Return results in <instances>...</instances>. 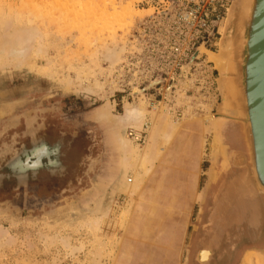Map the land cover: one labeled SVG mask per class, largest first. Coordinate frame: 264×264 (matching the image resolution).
<instances>
[{"label":"rangeland","instance_id":"rangeland-1","mask_svg":"<svg viewBox=\"0 0 264 264\" xmlns=\"http://www.w3.org/2000/svg\"><path fill=\"white\" fill-rule=\"evenodd\" d=\"M222 1L0 0V264H196L212 187L233 168V154L246 152L239 132V144L234 140L239 122L216 118V150L218 136L204 129V116L214 118L220 102L218 70L207 57L218 52L233 2ZM197 48L202 51L189 63ZM182 80L189 82L186 97L176 105ZM158 103L169 106L166 113L179 126L199 129L201 193L183 230L174 228L179 215L167 221L168 229L162 214L142 236L133 226L143 209L142 189L130 193L118 183L121 153L114 138L126 108L151 110ZM131 129L124 131L128 139ZM139 130L146 140L145 126ZM32 138L47 143L51 158L59 142L62 166L51 171L42 156V166L19 181L8 161L31 148ZM212 165L215 183L208 181ZM127 175L131 182L132 172ZM229 182L212 204V230L200 239L205 247L227 226L224 220H239L252 204ZM236 233L224 242L229 255L221 252L211 264H264V242L254 243L247 230ZM257 238L264 239L263 228Z\"/></svg>","mask_w":264,"mask_h":264},{"label":"water","instance_id":"water-1","mask_svg":"<svg viewBox=\"0 0 264 264\" xmlns=\"http://www.w3.org/2000/svg\"><path fill=\"white\" fill-rule=\"evenodd\" d=\"M230 47L234 53L233 65H235V68L233 67V69L229 67L228 57L225 55ZM199 48L193 53L189 63L197 57ZM217 54L214 56L221 54V61L219 60L221 66L215 63L219 74L217 84L220 102L222 101L219 87L220 80L228 77L227 75H235L238 82V107L240 109L237 108L236 112L232 108L223 111L218 104L215 117L239 122L244 132L243 139L246 148L245 153H235V155L239 154V157L240 155L244 157L245 161L240 163L235 160V155L234 157L232 156L230 164L233 168L224 176L226 180L235 174H239L238 176L240 177L241 175L244 176L252 189L259 215L255 224H250L248 218H242L240 221H234L227 225L212 245L211 254L206 264H211L212 260L217 257L221 258V252H223V258L229 255V253H224L227 252L224 242L235 232H237L236 236L238 237L240 230H247L250 234L255 235L254 243L257 244L258 242L259 246L264 242L262 238L256 239L258 230L264 229V0H233L228 10L224 31L219 40ZM225 60L227 63L226 70L223 68ZM150 87L148 85L145 89ZM232 111L235 113L230 114ZM219 114L225 116L222 115L221 117ZM220 136L221 125L219 126L218 139L215 141L217 144L220 141ZM209 204L206 223L201 235L198 237L194 256L196 264H200L196 253L203 247L200 239L205 234H209L211 230L208 228V217L211 214L212 205L211 203ZM261 250L264 254V247Z\"/></svg>","mask_w":264,"mask_h":264},{"label":"bare ground","instance_id":"bare-ground-1","mask_svg":"<svg viewBox=\"0 0 264 264\" xmlns=\"http://www.w3.org/2000/svg\"><path fill=\"white\" fill-rule=\"evenodd\" d=\"M112 10H113V14H115L116 10H114V9H112ZM46 13L47 12H45V14ZM41 15H43V14H41ZM22 38H23V36H22ZM20 40L21 39L19 38V42H20ZM200 50L202 51V49H199L197 52V56H198V53ZM209 53H211V54H209V56L207 58L214 60V62L217 65L220 64L219 60L221 58V54L219 56H214L218 52L217 53L209 52ZM233 54L234 53H233L231 47L228 48L226 53H225V55H227V57H228L229 67L231 69H233V67L235 68V65H233V62H234L233 61L234 60ZM220 66H221V64H220ZM226 67H227V63L225 60V62L223 64L224 70H226ZM227 76L228 77H224L220 80L219 87H220L221 94H222V101L218 104H219V108L223 111H226L228 108H232L236 112L237 108L240 109V107H238L239 106V104H238L239 103L238 82L236 80L235 75L234 76L227 75ZM156 83H158V80L152 81L151 84H149V86L153 87L154 85H156ZM188 83H189L188 81L182 80L181 83L179 84L180 86H179L178 90L176 91L177 97H175L176 98V100H175L176 105L181 103L183 101L182 99H184L186 97L185 86L188 85ZM147 87L148 86H146V88ZM139 91H141V90H139ZM168 108H169V106L164 104V103H158L156 105H153L151 110H147L146 108H142V107H140V108L131 107V108H126L124 110L123 114L119 117L121 124L119 126H117L116 131H115V138H114L115 144L117 145V148L119 149V151L121 153V160H120L121 171H120V175L118 178L119 179L118 183L123 185L124 188H127V190L130 191V193H134L136 190H138V189L140 190V189L144 188V186H145L144 183H145V181L147 182V180H148V178L145 180V177H147L150 169L152 167H154V164L157 161V159L159 158V155L161 154V152H163V150L165 149V146L169 143V141L171 140L173 135H175V133L178 129V126H179L178 122L171 119V117H169V115L166 113V112H168ZM222 115L223 114H219V116H221V117H222ZM223 116H225V115H223ZM216 120H217L216 117L214 116V118H213L212 114L205 115L204 116V122H205L206 126H204V129H205V131H208V130L210 131L212 129L214 131L215 135L218 136L219 126H218V123ZM142 126H145V129H146V140H145V136H144V140L142 141V143L134 141L133 138H130L128 136L129 134H127V136L133 142H135L138 146L133 145L132 144L133 142L125 136V133H124L125 128L132 127V128H134V129H131L132 131H135V132L140 131L141 132L143 130H139V129H141ZM135 128H137V129H135ZM238 132L240 133V135L243 139L244 132H243L242 127L238 131H236L237 136H238ZM215 141L216 140L214 139V142ZM140 143L143 145L139 146ZM25 146L21 149L20 152H16L15 155L8 161L9 168L11 169L12 173L15 175V177L19 181L25 180L28 171L35 172L40 166H42V160L41 159H42V156H45L46 151H47V145L43 139L32 138L31 148L27 149ZM216 147H217V143L215 142L214 146H213L214 150H216ZM58 149H59V146L56 145L55 149H53L55 151V155L58 154ZM239 154H237V155L233 154V157L235 155V160H238V162L243 163L245 161V159L241 155L239 157ZM213 155H215V154L213 153ZM238 162H236V163H238ZM48 166H49L51 171H54L55 169H57L59 167L61 168L62 165L57 160H51L48 162ZM209 168L210 169L208 170V181L211 183H215L216 182L215 180L217 179L215 177L218 176V174L216 172L217 168L214 167V165H212ZM129 171H131L133 174L131 182L128 181V179H127V176H128L127 174L129 173ZM238 175H236L233 179H231L229 183L234 184L235 186L233 187V189H237V192H239L243 198L249 200V202L252 204L249 205L248 207L246 206V209H243V211L241 213L242 216H240V218H238L239 220H237V221H240L242 218H248V221L250 222V224H255L256 221L258 220V215H259L258 209H257V202L255 201V198H254L253 193H252V189H251L250 185L247 183L244 176L241 175V177H240ZM235 178H237V179H235ZM206 190H207V188H206ZM206 190L204 191L205 195H206ZM151 196H153V195H151ZM215 196L216 195H214L212 198L211 205L213 204V202H215V200H217ZM230 198H233V195ZM252 211H256V213H257L256 219L251 217V216H250L251 219H249V217H248L249 213L250 212L252 213ZM127 214H128V212H127ZM211 214H210V216H211ZM210 216L208 217V220H210L209 219ZM253 219H254V221L252 222ZM222 224L229 225L228 219L224 220V222H222ZM216 228H217V226H216ZM225 228H226V226L223 227V229L221 230V233ZM147 229H149V228H147ZM147 231H149V230H147ZM214 239L215 238L213 236L212 239H210L208 241V244L206 247H204V244L200 242L204 247V248L201 247V250H199L196 253L197 260L200 262V264H202V263L206 264L205 263V262H207L206 260L210 257L212 243H213Z\"/></svg>","mask_w":264,"mask_h":264},{"label":"crops","instance_id":"crops-1","mask_svg":"<svg viewBox=\"0 0 264 264\" xmlns=\"http://www.w3.org/2000/svg\"><path fill=\"white\" fill-rule=\"evenodd\" d=\"M182 125L178 127L175 135L159 155L154 167L145 177V180L147 178L148 180L145 181L144 188L142 187V193L140 192V200L143 204H139V207L143 209L137 211L139 222L133 225L138 228V231H145L149 228L147 229L149 231L146 230L142 236L151 234L152 227L156 224L154 221L160 222L158 218L162 214L166 216L165 224L168 229L170 222L167 221L172 220L174 214L179 215V225L174 228L183 230V223L187 220L189 209L195 201L200 200L201 191L197 192V185L199 183L201 141H198L197 136L194 135L199 129L195 128L197 130L194 131L193 126L186 128ZM141 212L144 216L140 218ZM177 237L174 233L172 245Z\"/></svg>","mask_w":264,"mask_h":264},{"label":"flooded vegetation","instance_id":"flooded-vegetation-1","mask_svg":"<svg viewBox=\"0 0 264 264\" xmlns=\"http://www.w3.org/2000/svg\"><path fill=\"white\" fill-rule=\"evenodd\" d=\"M235 129V128H234ZM233 129V135L235 136L234 137V140H235V142H238L239 143V139H238V136H237V133H236V131H238V129H236V130H234ZM237 137V138H236ZM46 145H47V143H46ZM56 145H58V146H60V143L59 142H57L56 144H54V146L51 148V152L54 154V156H55V158H51L50 156H49V153H50V150H49V147L47 146V151H46V154H45V157H46V159H47V161L49 162V161H51V160H57L58 162H59V160H58V158H56V156L57 155H55V151L53 150V149H55V147H56ZM58 152H59V149H58ZM49 159V160H48ZM48 164V163H47ZM219 170L221 171V168H219ZM237 174H235L234 176H232L231 178H229V179H227L226 180V178H221L220 179V181H219V184H218V186H217V188H216V186H214V187H212V193L210 194V196L211 197H213V195H216L215 197H216V199L218 200L219 198H220V192L223 190V188H222V184H224L225 186H226V183L228 182V181H230V179H233L235 176H236ZM225 179V180H224ZM220 188V189H219ZM217 200H215V201H217ZM205 247V246H204ZM203 247V248H204ZM211 254V253H210ZM208 260V259H207ZM206 260V261H207ZM207 263V262H206ZM204 264V263H203Z\"/></svg>","mask_w":264,"mask_h":264},{"label":"built area","instance_id":"built-area-1","mask_svg":"<svg viewBox=\"0 0 264 264\" xmlns=\"http://www.w3.org/2000/svg\"><path fill=\"white\" fill-rule=\"evenodd\" d=\"M229 2V0H224V1H222V4H221V6H225L227 3ZM191 13H193V11H191ZM190 13V14H191ZM215 14H217V16H216V18L217 19H219L220 18V13H219V10L218 11H216V13ZM190 18V17H189ZM191 20H193L192 18H191ZM203 25H204V23H202ZM129 136H131V138H133V140L134 141H137V142H142L143 140H144V132L143 131H139V132H135V131H130L129 132Z\"/></svg>","mask_w":264,"mask_h":264}]
</instances>
